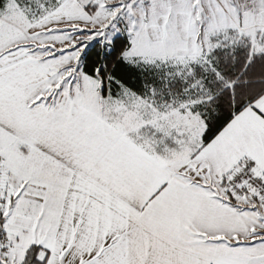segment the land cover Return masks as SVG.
<instances>
[{"label": "snow or ice", "instance_id": "obj_1", "mask_svg": "<svg viewBox=\"0 0 264 264\" xmlns=\"http://www.w3.org/2000/svg\"><path fill=\"white\" fill-rule=\"evenodd\" d=\"M0 264H264V0H0Z\"/></svg>", "mask_w": 264, "mask_h": 264}]
</instances>
